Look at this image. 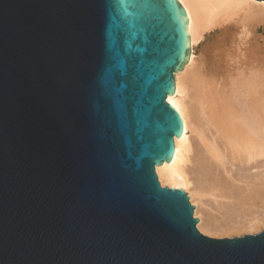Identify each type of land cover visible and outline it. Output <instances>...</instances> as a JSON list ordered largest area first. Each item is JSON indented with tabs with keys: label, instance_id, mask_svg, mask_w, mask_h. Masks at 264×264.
Returning <instances> with one entry per match:
<instances>
[{
	"label": "water",
	"instance_id": "1",
	"mask_svg": "<svg viewBox=\"0 0 264 264\" xmlns=\"http://www.w3.org/2000/svg\"><path fill=\"white\" fill-rule=\"evenodd\" d=\"M186 29L177 0H0V264H264L155 173Z\"/></svg>",
	"mask_w": 264,
	"mask_h": 264
},
{
	"label": "bare ground",
	"instance_id": "2",
	"mask_svg": "<svg viewBox=\"0 0 264 264\" xmlns=\"http://www.w3.org/2000/svg\"><path fill=\"white\" fill-rule=\"evenodd\" d=\"M177 1L186 13L190 52L167 103L179 113L183 131L171 161L155 173L162 186L189 196L201 234L256 233L264 228V46L254 34L259 25L264 31V1ZM229 22L234 30L224 25ZM215 26L222 29L211 58L191 69L194 44ZM240 70L247 74L230 86L238 102L224 79ZM207 203L214 208L204 215L200 207Z\"/></svg>",
	"mask_w": 264,
	"mask_h": 264
},
{
	"label": "rangeland",
	"instance_id": "3",
	"mask_svg": "<svg viewBox=\"0 0 264 264\" xmlns=\"http://www.w3.org/2000/svg\"><path fill=\"white\" fill-rule=\"evenodd\" d=\"M226 24H227V26L230 24L229 26H231V30H234L236 28V27H234L236 25H231V24H234V23L229 22V23H225L224 25L226 26ZM221 29H222V26H215V27L209 28V29H207V30H205V31H203L201 33V36L199 37V39L196 41V43L193 46V60H194V63H193V66L191 67V69L194 67V70L196 69V71H197L200 68H202V64L203 65L205 64L204 62L209 61L208 59L211 58L210 56L213 54L212 53V51H213L212 47L215 44V42L219 39V35L218 34H220V33H218V32H220L219 30H221ZM254 36L255 37L258 36L257 38H259L258 45H260V47H261V45L264 46L263 45L264 44V40H263L264 39L263 38L264 37V31H263V26L262 25L261 26L259 25V27H258L257 31L255 32ZM198 67H200V68H198ZM246 74L247 73L245 71H242V70L233 71V73L230 76H227V78L224 79V81H225L224 84L226 86L228 84V86H227L228 87L227 88L228 91H230V93L232 94L233 99H236L238 102L240 101V98H241L240 94L236 90L233 91L230 88V86L233 88V82H236L237 79L244 78ZM162 187H164V186H162ZM188 198H189V196H188ZM189 203L194 208V211H195V205L190 202V199H189ZM210 208H212V209L214 208L212 206V203H207V205H203V206L200 207L201 211L204 212L203 213L204 215L207 214L208 212L210 213V211H211ZM194 211H193V218H195V219H197L199 221L198 217H196L194 215ZM262 230H264V228H262L258 232H260ZM258 232H256V233H258ZM251 234H255V233H251ZM243 235H248V234L247 233H242V234H240L238 236L219 237V238H231V237H239V236H243Z\"/></svg>",
	"mask_w": 264,
	"mask_h": 264
},
{
	"label": "snow or ice",
	"instance_id": "4",
	"mask_svg": "<svg viewBox=\"0 0 264 264\" xmlns=\"http://www.w3.org/2000/svg\"><path fill=\"white\" fill-rule=\"evenodd\" d=\"M235 243H237V244H239V245H244L246 242L243 241V240H241V241H237V242H235Z\"/></svg>",
	"mask_w": 264,
	"mask_h": 264
}]
</instances>
